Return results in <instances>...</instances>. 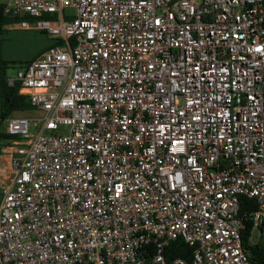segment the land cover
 Wrapping results in <instances>:
<instances>
[{"label": "built area", "instance_id": "obj_1", "mask_svg": "<svg viewBox=\"0 0 264 264\" xmlns=\"http://www.w3.org/2000/svg\"><path fill=\"white\" fill-rule=\"evenodd\" d=\"M5 4L50 44L7 79L39 117L4 122L0 264H254L264 0ZM176 239L189 259L164 257Z\"/></svg>", "mask_w": 264, "mask_h": 264}, {"label": "trees", "instance_id": "obj_2", "mask_svg": "<svg viewBox=\"0 0 264 264\" xmlns=\"http://www.w3.org/2000/svg\"><path fill=\"white\" fill-rule=\"evenodd\" d=\"M7 14L8 10L6 8L5 2L0 1V36L5 32V29L3 28L5 25H7L9 28L13 26L11 24H17L23 20H30V18L26 15L22 17H16L13 15L8 16ZM46 18L49 17L46 15L43 16V19ZM47 47H45L41 52H43ZM40 53H38L36 56H38ZM24 63L20 62L17 69H19ZM10 68H12V64L3 60L0 56V154L2 147L8 144L10 140L14 139L5 132V120L14 113L33 110L26 97L19 95L18 84L13 83L12 85H9L7 83V79L10 77L8 73ZM253 209H255V203L253 201L247 200L246 198H241L239 216H242L245 212ZM259 230V238H257L255 243L250 244L248 239L251 233V222L249 219H247V217H243V229L241 230L242 246L244 250L248 252L249 259L254 264H264V222ZM191 251L192 247L186 245L181 239H176L169 242V244L165 247L164 257L168 260L177 257L189 259Z\"/></svg>", "mask_w": 264, "mask_h": 264}, {"label": "rangeland", "instance_id": "obj_3", "mask_svg": "<svg viewBox=\"0 0 264 264\" xmlns=\"http://www.w3.org/2000/svg\"><path fill=\"white\" fill-rule=\"evenodd\" d=\"M7 2V0H0ZM48 37L41 32L34 30H21L14 25L12 27L6 26L5 32L0 38V56L3 60L10 62L12 68L8 70L10 76H13L17 70L20 62H27L34 58L48 45ZM14 115H21L31 120V124L39 117L38 113L33 110L14 113ZM5 125V124H4ZM36 126L31 125L29 132L36 131ZM9 183V167L6 160L0 157V198L6 186ZM256 234H253V240Z\"/></svg>", "mask_w": 264, "mask_h": 264}, {"label": "crops", "instance_id": "obj_4", "mask_svg": "<svg viewBox=\"0 0 264 264\" xmlns=\"http://www.w3.org/2000/svg\"><path fill=\"white\" fill-rule=\"evenodd\" d=\"M11 25H14V26L16 27V24H11ZM6 26H7V25H5L3 28L6 29ZM1 36H2V35H1ZM1 36H0V38H1ZM49 44H50V40L48 39V45H49ZM48 45H47V46H48ZM47 46H46V47H47ZM0 157L4 158V159L6 160V163H7V159H6L5 156H3V154H0Z\"/></svg>", "mask_w": 264, "mask_h": 264}, {"label": "water", "instance_id": "obj_5", "mask_svg": "<svg viewBox=\"0 0 264 264\" xmlns=\"http://www.w3.org/2000/svg\"><path fill=\"white\" fill-rule=\"evenodd\" d=\"M8 16H12V13H11V11L9 10L8 11V14H7Z\"/></svg>", "mask_w": 264, "mask_h": 264}]
</instances>
